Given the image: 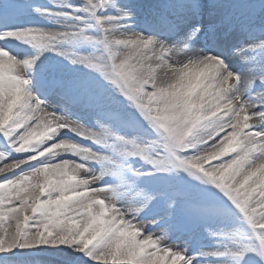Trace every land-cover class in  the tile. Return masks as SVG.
<instances>
[{"label": "snow or ice", "instance_id": "1", "mask_svg": "<svg viewBox=\"0 0 264 264\" xmlns=\"http://www.w3.org/2000/svg\"><path fill=\"white\" fill-rule=\"evenodd\" d=\"M49 3H0V264H264V0Z\"/></svg>", "mask_w": 264, "mask_h": 264}, {"label": "rangeland", "instance_id": "2", "mask_svg": "<svg viewBox=\"0 0 264 264\" xmlns=\"http://www.w3.org/2000/svg\"><path fill=\"white\" fill-rule=\"evenodd\" d=\"M36 2L42 3V4H50L49 0H34ZM0 3H3V0H0ZM49 6V5H48ZM50 6H53L50 4ZM46 7V6H45ZM37 19L43 20L42 18L36 16ZM45 21V20H43ZM47 24V23H45ZM12 49L15 50L16 53H24L25 51H31V47L27 44H22L19 41H15L14 44H12ZM45 60V63H49L51 61H55V56H51L49 53L45 54V57L43 58Z\"/></svg>", "mask_w": 264, "mask_h": 264}]
</instances>
